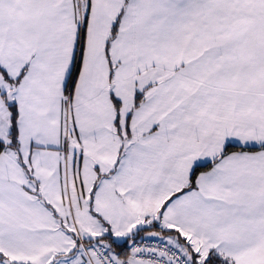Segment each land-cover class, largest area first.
Returning <instances> with one entry per match:
<instances>
[{
    "label": "snow or ice",
    "instance_id": "snow-or-ice-1",
    "mask_svg": "<svg viewBox=\"0 0 264 264\" xmlns=\"http://www.w3.org/2000/svg\"><path fill=\"white\" fill-rule=\"evenodd\" d=\"M0 264H264V0H0Z\"/></svg>",
    "mask_w": 264,
    "mask_h": 264
}]
</instances>
